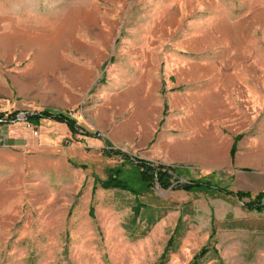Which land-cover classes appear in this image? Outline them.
Segmentation results:
<instances>
[{"label":"rangeland","instance_id":"1","mask_svg":"<svg viewBox=\"0 0 264 264\" xmlns=\"http://www.w3.org/2000/svg\"><path fill=\"white\" fill-rule=\"evenodd\" d=\"M43 108L99 138L25 120ZM0 112V264H160L168 240L161 264H264L245 199L92 190L121 161L106 139L179 182L264 191V0H0Z\"/></svg>","mask_w":264,"mask_h":264},{"label":"trees","instance_id":"2","mask_svg":"<svg viewBox=\"0 0 264 264\" xmlns=\"http://www.w3.org/2000/svg\"><path fill=\"white\" fill-rule=\"evenodd\" d=\"M164 109L165 105L163 106V110ZM15 115L16 112H10L6 115L3 112H0V124L14 120ZM38 119H49L63 123L71 135L82 134L84 136L99 138L97 132L93 131L91 133L89 130L82 128L76 123L73 117L67 114V112L52 111L50 109L43 108L40 111L25 115V120L28 123L37 121ZM240 137V134L236 135L230 146L228 154L231 162L234 152L236 151V141L240 139ZM103 142L105 147L101 148V153L105 156H118L121 158V161L118 165L106 167L105 177L103 179H100L96 175H92V190L98 184V186L103 189L120 188L127 190L134 195H138L142 192L148 191L154 183H156L160 189L170 187L171 189H179L185 192H203L204 189H210L220 194L234 196L238 200L245 199L243 207L248 211L261 212L264 210V191H257L255 193L246 190L234 191L219 187L208 181H203L202 179H186L183 182H179L176 178H173V175H176V166L165 164L156 165L145 159L131 157L119 148H113L106 139H103ZM212 235L213 230L210 232L208 238L212 237ZM168 241L159 257L160 264L169 247ZM206 251V247H201L194 257H201Z\"/></svg>","mask_w":264,"mask_h":264},{"label":"crops","instance_id":"3","mask_svg":"<svg viewBox=\"0 0 264 264\" xmlns=\"http://www.w3.org/2000/svg\"><path fill=\"white\" fill-rule=\"evenodd\" d=\"M75 135V134H74Z\"/></svg>","mask_w":264,"mask_h":264}]
</instances>
